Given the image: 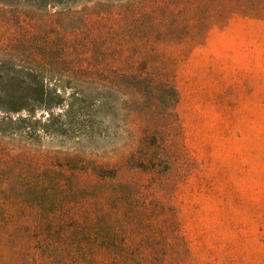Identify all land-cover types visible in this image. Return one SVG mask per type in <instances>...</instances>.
<instances>
[{
    "label": "trees",
    "instance_id": "1",
    "mask_svg": "<svg viewBox=\"0 0 264 264\" xmlns=\"http://www.w3.org/2000/svg\"><path fill=\"white\" fill-rule=\"evenodd\" d=\"M28 1L86 3L81 11L64 15L62 78L86 126L88 107L110 100L113 108L121 94L125 141L114 153L52 152L26 141L18 144L7 136L13 129L1 130L0 264H184L189 248L173 193L191 174V158L176 113L172 61L146 55L142 47L157 32L158 18L173 14L178 0ZM90 4L100 11L90 12ZM133 45L137 49L131 53ZM22 72L0 64V82L32 92L31 101H50L44 75ZM124 87L136 92L122 93ZM145 87L162 91V98L151 96L163 105L162 112L158 106L142 107ZM90 89L94 92L88 94ZM28 111L21 120L29 138L41 136L39 127L61 136L69 129L63 110L54 113L47 107V117L39 119Z\"/></svg>",
    "mask_w": 264,
    "mask_h": 264
},
{
    "label": "rangeland",
    "instance_id": "2",
    "mask_svg": "<svg viewBox=\"0 0 264 264\" xmlns=\"http://www.w3.org/2000/svg\"><path fill=\"white\" fill-rule=\"evenodd\" d=\"M84 4L0 0V64L41 72L51 89L50 101L41 104L30 100L32 92L0 82V118H9L0 122V131L13 129L7 136L18 144L52 152L114 153L125 141L122 95L113 108L110 100L88 107L86 126L62 78L64 15ZM92 6L86 8L100 11ZM172 8L173 14L158 18L157 32L142 47L146 55L172 61L176 113L191 158V174L173 193L189 248L184 264H264V0H178ZM136 49L133 45L130 52ZM142 93V107L163 111L151 98L157 93L162 98V91L145 87ZM14 103L24 109L15 110ZM47 107L65 111L69 129L61 136L39 127L41 136L29 138L21 119L28 109L36 119L47 117Z\"/></svg>",
    "mask_w": 264,
    "mask_h": 264
}]
</instances>
